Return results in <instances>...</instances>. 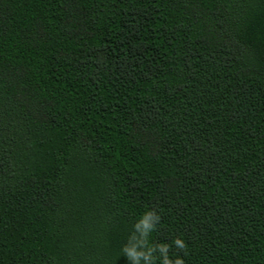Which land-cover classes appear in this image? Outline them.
<instances>
[{
	"label": "trees",
	"instance_id": "16d2710c",
	"mask_svg": "<svg viewBox=\"0 0 264 264\" xmlns=\"http://www.w3.org/2000/svg\"><path fill=\"white\" fill-rule=\"evenodd\" d=\"M149 211L264 264V0H0V264H131Z\"/></svg>",
	"mask_w": 264,
	"mask_h": 264
},
{
	"label": "clouds",
	"instance_id": "9594fccd",
	"mask_svg": "<svg viewBox=\"0 0 264 264\" xmlns=\"http://www.w3.org/2000/svg\"><path fill=\"white\" fill-rule=\"evenodd\" d=\"M159 215L153 211L143 214L141 218L134 224V231L129 237L128 242L122 248L123 253L129 259L131 264H155V253L161 256L160 264H184V260L177 257L175 260L169 258L171 245L161 244L148 246V237L155 230L159 222ZM176 248L186 250L185 242L177 238L173 241Z\"/></svg>",
	"mask_w": 264,
	"mask_h": 264
}]
</instances>
